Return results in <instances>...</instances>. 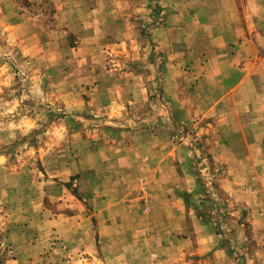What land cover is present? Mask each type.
<instances>
[{"label": "rangeland", "instance_id": "1", "mask_svg": "<svg viewBox=\"0 0 264 264\" xmlns=\"http://www.w3.org/2000/svg\"><path fill=\"white\" fill-rule=\"evenodd\" d=\"M55 1L0 0V264H264L263 46L209 118L152 22L99 58Z\"/></svg>", "mask_w": 264, "mask_h": 264}, {"label": "crops", "instance_id": "2", "mask_svg": "<svg viewBox=\"0 0 264 264\" xmlns=\"http://www.w3.org/2000/svg\"><path fill=\"white\" fill-rule=\"evenodd\" d=\"M30 1L38 5L43 0ZM55 4L57 20L77 35L78 44L89 45L99 58L107 47L127 46L129 14L152 22L154 46L167 54L169 62L177 63L178 69L190 70L183 73L190 82L185 86L191 92L187 103L209 118L219 117L225 103L236 106L246 86L243 82L248 83L251 76L250 61L257 58L256 44L264 49L263 31H257L246 0H56ZM257 86L261 83L254 77L252 90ZM174 251L186 255L185 247H174ZM215 256L220 257V252ZM177 263L190 264L186 258ZM215 264L237 263L222 258Z\"/></svg>", "mask_w": 264, "mask_h": 264}]
</instances>
